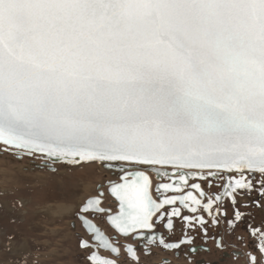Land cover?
<instances>
[{"label": "snow or ice", "instance_id": "snow-or-ice-1", "mask_svg": "<svg viewBox=\"0 0 264 264\" xmlns=\"http://www.w3.org/2000/svg\"><path fill=\"white\" fill-rule=\"evenodd\" d=\"M0 144L40 154L51 171L60 163L118 169L119 182H106L118 212L102 207L101 184L76 214L91 236L80 240L88 264H121L125 254L140 264L137 247L110 238L89 214H107L146 255L149 245L192 246L196 227L207 239L208 226L226 223L231 234L246 224L264 258V218L257 224L241 210H264V0H0ZM153 175L168 181L155 185L157 198ZM190 180L222 182L221 191ZM185 188L199 195H167ZM177 203L202 207L211 224L182 216ZM173 217L184 225L178 242H168ZM161 223L167 236L156 231ZM212 238L225 247L223 234ZM199 250L185 253L190 264Z\"/></svg>", "mask_w": 264, "mask_h": 264}, {"label": "rangeland", "instance_id": "rangeland-1", "mask_svg": "<svg viewBox=\"0 0 264 264\" xmlns=\"http://www.w3.org/2000/svg\"><path fill=\"white\" fill-rule=\"evenodd\" d=\"M36 164L0 147V264H14L23 252L31 254L27 264H88L78 244L82 230L71 222L96 185L112 178L110 170L96 163L54 165L56 171Z\"/></svg>", "mask_w": 264, "mask_h": 264}, {"label": "flooded vegetation", "instance_id": "flooded-vegetation-1", "mask_svg": "<svg viewBox=\"0 0 264 264\" xmlns=\"http://www.w3.org/2000/svg\"><path fill=\"white\" fill-rule=\"evenodd\" d=\"M11 154L21 159L28 158L33 162H37L39 163V164H36L37 166L41 165V160L38 158L39 156H33V155L17 156L15 153H11ZM116 171L118 172V169H113L111 171H108L110 174L109 176H112V178L99 182V185L104 184V187L102 189L104 193L102 207L110 208L112 214H116L118 212V201H116V199L110 195L106 182L110 180L119 182V177L118 175H116L117 173ZM152 179H153L152 194L154 198H157V193L155 191V185L160 182H168V181L167 179L160 181L154 175L152 176ZM197 182L201 183V187L206 193H215V192L221 191V189L216 186V183H222V182H214L212 187H209L207 182L205 181L190 180L189 184L197 183ZM96 188H97L96 194L94 196L98 195V185H96ZM187 191H193L195 195L197 196L199 195L198 192L190 188H185L182 193L170 192L167 195L169 196L182 195V194H186ZM237 199L238 200L243 199L244 201H248L251 198L245 196L243 198L238 197ZM171 207L173 206L166 205L162 211H165V212L170 211ZM175 207H180L182 216L203 215L206 220H209V225L211 224V221L208 215L204 212L202 207L199 209L197 213H191L190 211L184 209L183 206L179 205V203H177ZM222 207L227 210L228 217L231 218L232 207L230 203L227 200H225ZM241 210L249 211L255 214V221L257 224H259L261 219L264 218V210L260 208L249 207L247 209H241ZM89 218L92 219L93 222L96 223L97 226L100 227L101 230H103L105 234L108 235L110 238H117L120 244H132L133 247H137L138 255L140 258V264H163V261L165 260H167L169 264H190L189 258L185 256V253L188 252L189 248L192 246H195L201 250L195 253H189V256L191 257V264H250L249 254L256 256L257 258L256 264H262V259H264L262 258V254L253 246L255 242V238L249 235L248 231L246 230V224H240L235 229V231L232 232L231 234H229L226 231V228H227L226 223H223L215 228L208 226V238L207 239L203 237L200 228L196 227L194 231H191V230L189 231V235L195 237L192 246L182 245L181 248L178 250H164L162 247L149 245L151 249V254L146 255L144 253L143 247L139 246L141 243L140 241L134 240L131 237L125 240L122 236H118L116 231L110 227L107 221V214H96V216H92L91 214H89ZM172 219L174 221V234L171 236H168V242H178L181 238L180 230L183 228L184 225L181 222V218L173 217ZM71 223L72 225L75 223V228H76V225L78 224L82 230V234L77 233L79 248H81L80 247L81 238L84 237V238L91 240V237L87 235L85 231H83L81 222L77 219V217H76V220L75 221L73 220V222ZM156 231L159 233H163L166 236L168 235V230L163 227V223L157 225ZM214 234L217 237L223 234L222 243L223 245H225L223 249L217 247L216 239L212 238ZM237 236H241L243 237V239L242 240L237 239ZM99 252L102 256L106 258H115L110 252H107L106 250L100 249ZM125 260L128 261V264H132V262L130 261V258H128L126 254L120 257L121 264H123V261Z\"/></svg>", "mask_w": 264, "mask_h": 264}, {"label": "water", "instance_id": "water-1", "mask_svg": "<svg viewBox=\"0 0 264 264\" xmlns=\"http://www.w3.org/2000/svg\"><path fill=\"white\" fill-rule=\"evenodd\" d=\"M0 147H1V149L3 150L6 146H4L3 144H0ZM3 151H5V150H3ZM7 151H9V152H14L15 153V150L14 149H9V150H7ZM36 155H40V154H36ZM26 156H30V155H26ZM60 164H62V163H60ZM60 164H55V165H60ZM63 165H66V164H63ZM40 166V165H39ZM39 166H37V167H39ZM69 166H73V165H69ZM39 168H41V166L39 167ZM111 195V194H110ZM112 196V195H111ZM113 197V196H112ZM114 198V197H113ZM81 207V206H80ZM109 223V222H108ZM109 225H110V223H109ZM110 227H111V225H110ZM83 228V227H82ZM112 228V227H111ZM84 229V228H83ZM84 231L86 232V230L84 229ZM87 235H89V234H87ZM90 236V235H89ZM91 237V236H90ZM107 252H109V251H107Z\"/></svg>", "mask_w": 264, "mask_h": 264}, {"label": "bare ground", "instance_id": "bare-ground-1", "mask_svg": "<svg viewBox=\"0 0 264 264\" xmlns=\"http://www.w3.org/2000/svg\"><path fill=\"white\" fill-rule=\"evenodd\" d=\"M7 152H9V151H7ZM10 153H14V152H10ZM34 155H36V154H34ZM34 155H33V156H34ZM36 156H37V155H36ZM101 167H102V166H101ZM116 172H117V171H116ZM116 172H115V173H116ZM66 208H67V207H66ZM67 210H68V209H67ZM47 212H48V211H47ZM65 212H66V211H65Z\"/></svg>", "mask_w": 264, "mask_h": 264}]
</instances>
